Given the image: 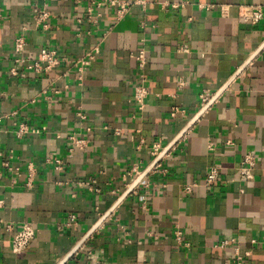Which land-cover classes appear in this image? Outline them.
Instances as JSON below:
<instances>
[{
    "label": "crops",
    "instance_id": "crops-1",
    "mask_svg": "<svg viewBox=\"0 0 264 264\" xmlns=\"http://www.w3.org/2000/svg\"><path fill=\"white\" fill-rule=\"evenodd\" d=\"M145 1L119 21L95 10L94 24L90 0H0V264H61L87 236L65 264H233L236 252L264 264V17L247 16L264 15V0ZM43 48L59 53L51 72L28 68ZM94 48L79 73L75 62ZM139 51L143 111L132 102ZM205 90L208 104L223 92L152 167L153 147L165 151L184 131ZM22 126L37 132L19 135ZM72 137L86 146L72 148ZM250 152L257 170L244 181ZM213 166L220 178L208 185ZM25 224L36 238L15 253L6 227Z\"/></svg>",
    "mask_w": 264,
    "mask_h": 264
},
{
    "label": "built area",
    "instance_id": "built-area-1",
    "mask_svg": "<svg viewBox=\"0 0 264 264\" xmlns=\"http://www.w3.org/2000/svg\"><path fill=\"white\" fill-rule=\"evenodd\" d=\"M91 6L88 7L85 11V16L90 22H93L96 24L98 22V19L102 16L100 12H95V10L100 11L103 8H109L114 10L115 15L117 17V20H122L127 16L129 11L134 6L138 5H146L145 0H132V1H125V0H90ZM188 4V1H182L178 3H165L163 4V8L165 9H179L181 7H185ZM200 7H204L201 5ZM247 16L253 23H258L261 21V19L264 17L263 12L261 9H258L257 11L252 10L251 8H247ZM48 19V14L46 12H43L39 15L38 20L40 22H46ZM44 28H47L46 23L43 24ZM25 47V41L23 37H19L15 40L14 43V52L16 56L18 57V60L16 62L22 63V59H20L19 55L23 53ZM1 48V45H0ZM182 53H189L190 49L187 46H182L179 49ZM98 53V49L94 48V51L89 53L87 56V59H81L75 64L78 67L79 73H82L86 66L89 65L90 61H92L95 58V54ZM135 58L138 62V69H139V75H138V81L134 85V92L132 97V102L135 104L138 110L143 111L146 105V100L149 96V89L146 86V77L144 74V70L146 69V66L148 64V58L145 55L144 51H139L135 55ZM60 64V58L59 53L54 49L49 48H43L40 51V57L37 61H35L33 64L28 65V68L31 70H34L35 72H51L55 70ZM212 93L209 91H203L199 95V102L201 106V110L208 105V102L210 101L212 97ZM200 110V111H201ZM172 117L177 116H185V111L179 108H174L173 112L171 113ZM1 122V119H0ZM37 131H29L27 127H20L18 134L19 135H25V134H35ZM180 141V140H179ZM72 148H84L86 146V142L82 139L78 140L77 138L72 137ZM0 144H1V138H0ZM162 147L160 145H155L152 149V156L154 159H158V157L162 154ZM1 155V154H0ZM165 156V155H164ZM163 156V157H164ZM162 157V158H163ZM160 159V161L162 160ZM257 156L250 152L247 153L243 159L240 162V167L238 170V174L240 179L244 181H250L254 179L255 172L257 170ZM158 161V163L160 162ZM158 163L154 166L155 168L158 166ZM5 166H8V164H4ZM132 173H135L136 175L140 174V170L137 166H134L132 171L129 173L131 175ZM220 178V170L217 166H213L210 168V171L208 175L206 176V183L208 185H211L215 183ZM192 184H186L184 186V190L186 193H190L193 190ZM3 202H0V206ZM73 220V216L70 217ZM7 231H9L12 234V249L15 253H22L29 245L30 243L36 238V231L30 224L23 225L20 229H14L11 226L6 227ZM233 241V240H231ZM231 241H224L220 247H226L229 242ZM253 245L256 244V241H251ZM247 256H249V253H247ZM244 258L239 255L238 252H236V258L233 262V264H242Z\"/></svg>",
    "mask_w": 264,
    "mask_h": 264
},
{
    "label": "water",
    "instance_id": "water-1",
    "mask_svg": "<svg viewBox=\"0 0 264 264\" xmlns=\"http://www.w3.org/2000/svg\"><path fill=\"white\" fill-rule=\"evenodd\" d=\"M223 90L219 91L215 98L206 106L204 107L199 113L198 115L187 125V127L184 129V131L166 148L165 151L162 152V154L158 157V159L155 160L154 164L152 165V167H154L158 161H160V159L176 144V142L192 127V125L201 117V115L213 104V102L215 101V99L217 97H219L222 94ZM151 167V168H152ZM151 168L149 170H147L144 174H142L132 185L131 188L129 189L130 193L145 177L146 175L149 173V171L151 170ZM112 211H110L107 215H110ZM106 215V216H107ZM90 235V234H89ZM88 238L85 237L83 239V241L77 245L75 247V249L64 259V261H62L61 264H65L71 257L72 255L82 246V244L86 241V239Z\"/></svg>",
    "mask_w": 264,
    "mask_h": 264
}]
</instances>
